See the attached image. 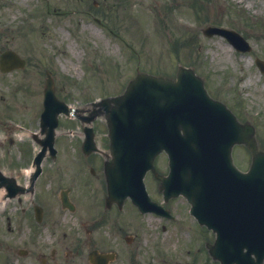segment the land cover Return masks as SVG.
Listing matches in <instances>:
<instances>
[{
    "label": "rangeland",
    "instance_id": "rangeland-1",
    "mask_svg": "<svg viewBox=\"0 0 264 264\" xmlns=\"http://www.w3.org/2000/svg\"><path fill=\"white\" fill-rule=\"evenodd\" d=\"M246 14L251 18L248 24L241 18ZM252 22L254 28H248ZM216 24L237 29L250 41L253 51L240 54L225 38L202 34L206 25ZM9 48L25 57L28 65L9 74L0 72V166L7 173L12 170L9 158L16 161L14 170H20L26 168V157L38 149L31 133L40 129L47 71L55 79L58 97L70 106L83 107L122 93L138 68L175 76L179 65L192 66L206 77L211 92L234 101L232 106L239 117L256 126L264 148V75L254 61L255 57L264 59V0H0V51ZM18 122L26 130L23 140L18 137L22 129L14 124ZM60 122V133L67 127L77 130L75 119L61 116ZM101 123L96 121V126L102 127ZM78 138L59 135L56 163L44 161L45 182L35 194L52 208L60 205L53 189L63 185L77 189L71 167L55 174L51 188L46 180L57 166H80L83 157L80 159L77 151ZM237 154L240 167L248 168L249 152L242 147ZM18 176L26 181V177ZM26 204L23 196L21 203L11 200L0 211V264H39L35 257L52 247L66 253L65 243L68 257L73 258L72 235L62 226L61 215L67 216L68 223L77 216L55 208L56 217L51 215L49 224L37 226L26 213ZM51 210L47 212L51 214ZM135 218L139 219L137 215ZM142 224L144 232L138 240L142 251L147 252L142 264H170L168 257L180 260L185 253L182 264H216L206 252L207 245L215 241L212 235L163 232L160 221L153 217ZM129 233L134 229L127 228L122 235ZM155 238L159 239L154 244L156 249L168 250L169 256H156V249L147 246ZM29 240L38 244L28 246ZM120 242V248L132 256L133 248L122 239ZM26 248L30 249L29 257L20 254ZM86 255L81 250L76 260L87 264L83 259ZM43 259L41 255L39 260ZM124 261L121 257L116 264Z\"/></svg>",
    "mask_w": 264,
    "mask_h": 264
},
{
    "label": "water",
    "instance_id": "water-1",
    "mask_svg": "<svg viewBox=\"0 0 264 264\" xmlns=\"http://www.w3.org/2000/svg\"><path fill=\"white\" fill-rule=\"evenodd\" d=\"M204 32L210 36L215 33L224 35L239 49H249L244 39L235 32L219 29H207ZM24 64L25 61L13 52L9 51L2 55L1 69L4 72L17 66L23 67ZM188 79L200 80L195 76L193 70L183 67H181V73L176 81L139 73L122 96L95 105L101 108L93 111L92 117L87 118L88 122L91 123L98 115H104L110 129V152L113 161L106 166L110 199L124 200L125 195H131L133 198L138 196L143 200V194L145 193L142 183L143 177L146 170L153 166L156 155L163 150L170 153L174 163L178 161L179 157H184L188 166V136L185 137L181 133V128L188 126V122L185 125L180 121L181 119H188ZM44 105L42 134L47 136L41 141V144L45 150L53 148L55 128L59 124L58 117L60 113L70 116L77 113V110L70 109L63 102L57 100L51 74H49L47 82ZM156 119L162 121L172 119L174 123H171V126H174V136L166 140L168 130L162 129L161 132L165 137L159 136L164 139L156 138L154 133ZM237 125L240 129V136L235 142L245 144L253 154L251 170L248 174L241 175V181L249 182L250 175L256 174L257 181L264 182V152H261L258 148L255 128L248 124ZM185 133L188 134V131H185ZM92 145H94V142ZM42 157L43 155L40 156L39 163ZM129 174L135 177L136 181L139 179V187L129 181ZM121 190L125 191L124 195H121ZM136 203L140 205L137 200ZM257 231L259 232V229ZM219 238L216 244L210 247V252L214 258L221 260L222 255L217 248ZM256 254V262L261 264L264 260V235H257ZM244 255L241 249L233 261L236 260L241 264Z\"/></svg>",
    "mask_w": 264,
    "mask_h": 264
},
{
    "label": "flooded vegetation",
    "instance_id": "flooded-vegetation-1",
    "mask_svg": "<svg viewBox=\"0 0 264 264\" xmlns=\"http://www.w3.org/2000/svg\"><path fill=\"white\" fill-rule=\"evenodd\" d=\"M239 146L233 148V158L234 162L237 164L238 157L237 151ZM92 164H97V168H91L90 172L93 176V179L97 180V184L90 181L83 185V189L80 192L82 197H78L73 200L74 217L77 216V220L67 223L64 220L62 226L68 227L72 235V254L73 261L81 255V250L86 252V256H83L87 260V264H91L90 258L92 254L96 253H115L113 261H109L107 264H116L121 257L126 256V249H121L120 239H122L124 244L129 245L131 248L134 247L137 241V236L139 230H142V223L136 218H132L129 222L127 220L126 214L124 213L125 206L121 209L118 205H113L109 208L106 207L104 189V173L102 169H99L98 163L102 164L103 159L100 157L96 159H91ZM156 168L162 174H167L169 171L168 167V157L165 154H161L156 158ZM238 165V164H237ZM103 167V166H102ZM152 181V196L155 201L165 205V208L171 211V218H166L158 215H153L161 221V228L163 231H185L186 229L193 228L187 225L188 222L194 221V218L190 214V208L188 201L183 198H172L168 201H165V194L160 190V182L156 179L155 175H149ZM95 186V188H93ZM100 189L101 193L96 190ZM92 189L95 193L91 198L88 196V190ZM86 194V196L84 195ZM46 218L48 215H44V220L42 224L46 223ZM56 227V226H54ZM57 228V227H56ZM134 229V233H129L123 236V232L127 229ZM67 237V235H65ZM118 242V243H117ZM118 244V248L115 247V244ZM65 249L67 250L66 256L69 254V246L65 243ZM93 261L96 263V256H93ZM108 259H112L109 257ZM51 260V261H50ZM50 260H46L42 264H68V260H60L57 255V251H53V254L50 256ZM74 264V263H73ZM75 264H82L79 261Z\"/></svg>",
    "mask_w": 264,
    "mask_h": 264
},
{
    "label": "bare ground",
    "instance_id": "bare-ground-1",
    "mask_svg": "<svg viewBox=\"0 0 264 264\" xmlns=\"http://www.w3.org/2000/svg\"><path fill=\"white\" fill-rule=\"evenodd\" d=\"M21 138L24 136V133H21V135H19ZM26 174V171H25ZM8 203V199H5V190L4 189H0V211H2L3 207H5Z\"/></svg>",
    "mask_w": 264,
    "mask_h": 264
}]
</instances>
